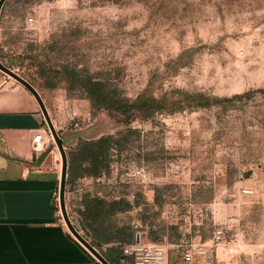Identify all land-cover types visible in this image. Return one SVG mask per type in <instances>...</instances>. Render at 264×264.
<instances>
[{
    "label": "rangeland",
    "instance_id": "rangeland-1",
    "mask_svg": "<svg viewBox=\"0 0 264 264\" xmlns=\"http://www.w3.org/2000/svg\"><path fill=\"white\" fill-rule=\"evenodd\" d=\"M8 6L17 17L34 18L36 35L15 69L50 117L63 130L108 132L117 146L101 177L134 174L141 182L134 201L140 212L104 217L95 228L107 236L131 229L139 217L149 224V240L169 249L171 264H182L190 244H199L190 237L210 240L219 230L220 240L206 245L214 264H264V0ZM89 80L102 84L118 110L97 106L85 90ZM79 144H65L69 164ZM82 169L68 185L66 204L73 225L91 239L81 223L85 197L80 201L74 189ZM147 183L154 200L144 195Z\"/></svg>",
    "mask_w": 264,
    "mask_h": 264
},
{
    "label": "crops",
    "instance_id": "crops-1",
    "mask_svg": "<svg viewBox=\"0 0 264 264\" xmlns=\"http://www.w3.org/2000/svg\"><path fill=\"white\" fill-rule=\"evenodd\" d=\"M10 1L5 3L0 17V61L9 68H16L28 55L25 49L28 37L36 33L30 35L34 30L28 23V16L14 15L8 6ZM2 77L0 71L1 83ZM6 79L0 88V264H100L70 232L58 214L55 194L62 174L58 148L51 145L43 153H36L33 149V136L46 128L38 101L20 83ZM51 119L58 133L64 137L65 144L78 145L109 134L85 132L82 129L63 130L52 115ZM68 169L69 179L70 164ZM78 183L80 186L74 189L80 201L84 197L123 200L131 206L125 215L133 216L140 212V208L134 206V201L139 200L141 182L134 174L115 180L82 177L78 178ZM145 190L148 201L154 200L155 192H150L149 183ZM69 193L67 184L66 201ZM131 225L134 241L138 232L149 240L148 223H142L138 217L131 219ZM187 233L191 234V231L187 230ZM214 233L213 230L210 240L203 238L202 233L190 239L212 245ZM81 234L85 235L83 232ZM87 238L93 243V237ZM100 241L102 251L108 253L114 262L124 264L125 260L129 264L121 252V243L117 240L108 243L102 239ZM183 246L184 241L181 240L175 247L180 249ZM214 261L207 258L199 264H214ZM177 264H181V261Z\"/></svg>",
    "mask_w": 264,
    "mask_h": 264
},
{
    "label": "trees",
    "instance_id": "trees-1",
    "mask_svg": "<svg viewBox=\"0 0 264 264\" xmlns=\"http://www.w3.org/2000/svg\"><path fill=\"white\" fill-rule=\"evenodd\" d=\"M85 90L93 98L99 108L118 110V107H120L117 102H114L112 98L105 93L100 82H95L94 80L87 81ZM116 146L113 136H103L98 140L81 142L78 148L73 152V157H75V159H71L70 161L69 179L67 184L70 185L74 182L76 179L74 172L82 168L84 173L79 176V178L101 177L102 172L110 167V151ZM82 206V227L93 237V244L101 249V239L106 243L117 240L121 243L120 248L123 254V247L127 242L122 238L128 237L132 240V229H112L108 231L111 233L105 236V229L95 228V225L104 217L110 218L119 212L129 210L131 208L130 204L123 200L108 202L100 198L90 199L89 197H85ZM128 229L131 231L129 234H126ZM105 254L111 259L108 253Z\"/></svg>",
    "mask_w": 264,
    "mask_h": 264
},
{
    "label": "built area",
    "instance_id": "built-area-1",
    "mask_svg": "<svg viewBox=\"0 0 264 264\" xmlns=\"http://www.w3.org/2000/svg\"><path fill=\"white\" fill-rule=\"evenodd\" d=\"M28 23L33 25L35 23L34 18L30 17ZM9 68V67H8ZM11 71L18 74V70L15 68H9ZM2 83L0 82V88L10 76L3 73ZM19 75V74H18ZM54 145L57 147L54 137L50 133L49 129L44 128L35 133L32 139V146L36 153H43L48 146ZM261 182L264 186V162L261 165ZM55 202L58 210V214L63 219L60 208V196L59 189L55 194ZM64 223V221H63ZM65 224V223H64ZM66 226V225H65ZM87 241L90 240L81 234ZM222 231H215L214 240L218 242L221 238ZM209 250L206 244L199 243L198 245L190 244L189 248L184 252L182 256V264H199L201 260L208 258ZM123 256L129 262V264H171V258L169 249L162 243L145 239L141 232H138L135 236V241L132 244L123 247Z\"/></svg>",
    "mask_w": 264,
    "mask_h": 264
},
{
    "label": "water",
    "instance_id": "water-1",
    "mask_svg": "<svg viewBox=\"0 0 264 264\" xmlns=\"http://www.w3.org/2000/svg\"><path fill=\"white\" fill-rule=\"evenodd\" d=\"M8 0H0V17L2 13V9L5 5V3ZM0 71L5 73L6 75L10 76L13 78L15 81L20 83L22 86H24L38 101L41 110L43 112L46 124L48 126V129L52 136L54 137V140L56 142L57 148L60 152L61 159H62V174H61V180H60V186H59V196H60V208L62 212V216L64 219V222L66 223L68 229L70 232L79 240V242L91 252V254L98 260L100 264H117L113 260L109 259L104 252H102L101 249L97 248L93 243H90L87 241L79 232V230L73 225L69 214L67 210V204H66V192H67V181H68V166H69V161H68V155L65 149V140L64 137L61 136L54 124L53 121L49 115V112L47 110V107L45 105V102L39 92L36 90V88L29 83L27 80H25L23 77L20 75L16 74L15 72L11 71L7 66H5L1 61H0Z\"/></svg>",
    "mask_w": 264,
    "mask_h": 264
}]
</instances>
